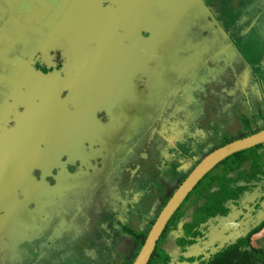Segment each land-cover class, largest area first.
<instances>
[{"label":"flooded vegetation","instance_id":"1","mask_svg":"<svg viewBox=\"0 0 264 264\" xmlns=\"http://www.w3.org/2000/svg\"><path fill=\"white\" fill-rule=\"evenodd\" d=\"M133 1L134 0H131L129 4ZM176 1H179V3H181L187 0ZM132 5L133 4H130L128 5L129 7H127L130 8L132 7ZM204 7L207 8L206 6ZM154 8L155 7H151L149 9V12H146L147 14L145 13L146 15H149V17H147V19H149L148 23L154 22ZM171 8L172 7L170 6H168L167 10H165L166 8H164V17L167 18V16H170L169 14H167V11L170 12L171 15L173 13L177 14V12H180L179 9L178 11L171 12ZM210 8L207 9L209 10L211 16L214 19L216 18V16H213V10H211ZM182 11L184 14L177 15L178 17L181 16V18L175 23L172 28L168 29L170 30L169 34L165 36L167 31H161L158 35L159 43H157L158 41L153 40L151 43L148 44L149 47H147V45L143 46L139 44L128 45L130 40L132 39V36L128 35L125 29L121 30V28H118V33H123V35L120 36L119 40H121L122 37H126V41H124V44H120L118 42L117 49H115V51L120 50L122 52L115 58L114 64H112L111 66H107L106 62L102 61L104 75L101 78H103L105 81L103 85H100L102 91L98 92V94L96 95V101L94 100V98H92L91 100H87L85 104L86 108H91L94 110V116L96 117L92 119L90 123L84 126H79L80 123H73V116L71 115L72 110H74L75 108V105L73 104H76L77 102L81 101H78L77 99L75 100L73 96V99L71 98V95H69L68 92V87L75 85L74 82L72 83V80L77 78L78 75H80L82 80H84L83 82H86L90 79H94V77L92 76L91 67L93 66L94 70L97 69L101 60L99 59V57L96 58L94 61L90 58L88 62L85 63L90 65L87 66L82 63L84 57L80 59V64H76L77 62L69 63V61L66 59L64 60V58L69 54H75V50L72 48L73 44L77 46V50H80V53L83 52V56L87 55L90 52L94 53L95 50H101V56H106L108 53V48H100H102L101 44L105 43V41L108 40L111 36L110 33L114 31L113 27L100 26V23L102 22L101 18H86L85 22L89 25L83 27L80 32L77 31L75 34L76 37H71V39L69 40L71 43L66 42L63 46H61L60 49H57L54 42L57 40V38L51 35L50 38H45L44 43L43 41H41L40 43H31L33 48H39L38 50H34L32 48L34 50L33 53L27 50V40L24 37L25 34H19L17 36L19 40H24V42H21L17 45L22 48L26 46L24 48L23 53L26 56L29 55L30 62L27 65V69L18 71L17 74H20L19 78L15 79V77H13L12 79H10L7 76V78L4 77L3 79H1L2 89L0 91V191H7L8 184L18 186L20 188L21 197L25 198L24 200L30 199L27 205L29 208L34 209V211L35 209H37V207H39V205H50V195L52 193V195L54 196V191H57L58 205L61 204L65 207L61 209L63 215L59 220V222L64 220L65 223L61 229V233L58 234V238L60 236H65V233L69 235L68 239L70 238V241L74 239L71 237V235H75L73 234L74 228H71L72 223H70V221H67V219L65 220L64 216V211L67 209V207L69 208V210H72L69 214L66 215L68 219L80 217L82 212L76 211L79 209V206L83 208L88 203H90L93 196L98 195V192H101L103 186L106 184L107 180L111 178L112 175V177L117 175L116 177H119L122 180V178L124 177L123 170L129 163L133 161H138L140 163L139 165H144L147 162H151L156 156H159L161 154L162 149L164 147L163 140L165 139V136L172 135V137L175 138V131L170 130L165 133V122H167L168 118L172 117L171 112H176L178 110L177 107H185L187 105V103H183L181 101V98L183 96L180 94L176 95L175 92L180 89V87L178 86L180 82H182V84H185L188 88L191 77H189L186 81L184 79V76L174 74L179 69L185 68L187 66L186 61L192 58V54L194 52H192V50H198L199 46L197 44L196 38L194 37L195 33L197 31H200V27L198 28L196 26V22L194 21V37H192L190 34L193 32H188V30L184 29L187 23L183 19L186 16H192V13L187 14L185 9H183ZM250 11L254 13L257 10ZM150 12L151 14H149ZM161 15L162 14H160V16ZM197 16L198 13L196 12L194 17L197 18ZM225 16H229L228 22L231 23L224 30L227 40H225L220 34L217 33L215 27H212V34L214 37L213 47H211L212 42H209L210 46L205 49L212 48L214 54H216L217 48H219L220 46L226 47L227 45H229L228 55L231 58L234 45L238 47L241 46L235 44L234 39H232L233 36L231 35L232 31L234 30L233 28L240 23V20H238V16H236V19L235 15L232 13L228 14L227 12H225L223 17ZM242 18H245L246 20V16ZM258 18L259 15L257 16V19ZM100 19L101 21L99 22L98 20ZM217 20L220 22V24L223 25V22L220 18H218ZM257 22L258 24H261L258 20ZM95 23L99 25H93ZM250 25L246 29L243 28L241 30L242 34L249 29ZM189 26L190 28H192L191 22L189 23ZM143 27L146 28L148 26ZM251 30H249L246 34L242 35L240 38L250 33ZM79 34H83L81 41L78 36ZM131 34L133 35V33ZM141 34L143 35L142 39L147 37L146 33L141 32ZM205 34L206 32H204L203 36ZM215 35L217 36V38H215ZM263 37L264 33L262 34V40ZM49 42H53V44L47 45ZM78 45L81 46V48H79ZM126 45H128V51L125 50ZM152 47H154L155 49L150 52V56L147 58V61L137 65L136 63H138V59L136 58L139 55H142L143 53L146 54V52L151 50ZM254 47L256 49H261L260 43ZM40 48H42L41 53H39ZM221 49L223 48H220V50ZM240 50L244 52L243 48H240ZM186 51H188V57L191 52V57L186 58L182 56V52ZM170 52L171 57L177 60V63L172 64V66L171 61L169 59ZM241 54L243 60H245V55L243 53ZM262 54L264 55V51H262ZM127 55L129 56L128 58ZM36 61H38L36 69L38 70L39 74L38 80H35V84H33L27 82L25 78L28 73V70H30L35 65ZM7 63H4L0 66L3 69L7 70V68L10 67L9 62ZM48 63L51 64L48 65ZM241 63H243L242 60ZM59 65H61V68L58 70ZM197 65L198 66L194 68V73H191L192 77L197 74L196 71L198 70L201 64L197 63ZM211 65L212 64L208 62L202 67H209ZM69 66L72 68V70H74V72L70 74L64 72V74L62 75L64 69L68 68ZM191 66H194V64H191ZM215 66H220V64H215ZM41 67L43 69H41ZM154 67H159L161 70L166 71H156L153 73H148L150 70H153ZM75 70H78V72ZM224 73L230 75L231 71L225 70ZM49 74H51V76H47ZM151 74H153V76ZM41 77H44L45 80H49L50 78V86H48V89H45L48 91L47 93H44L45 90L43 89H36L37 83L39 82V78ZM252 78L253 77L251 76L248 77L245 73L241 78V81L244 82L245 80L246 82H249L252 80ZM232 79L234 81V85H237L238 83L236 79ZM232 79H229L231 85ZM214 80L209 86L211 90L210 92H213V90L218 88L217 86H215ZM15 81H19V84L15 83V85L18 86L14 87L15 89H18V91H16L11 86V84H13V82ZM69 81L71 82V84L68 83ZM124 81L133 82L134 87L132 88L127 86V83H125ZM154 83L156 84L155 87ZM138 85L142 87L140 91L137 90ZM228 85L229 84H227V86ZM146 90H148V94H146ZM153 90H155V92ZM232 90H234V87L232 88ZM49 91H52L54 93L58 92V95L55 96ZM129 92H133L134 94L125 96V94H128ZM235 92V98H237L238 101H241L243 94H241L239 90H235ZM35 94H42V97L38 98V108H36V105L34 103V99L37 100V97L30 96ZM155 94L158 95L155 96ZM164 94H167V97H170V99L161 102L162 96ZM15 95L18 96L14 97ZM12 97L13 99H15V102L11 103L8 101V99H11ZM211 97H213V99L215 98L214 95H210L208 97L206 95V97L201 98V100L205 101ZM103 99L104 102H102ZM66 100H71L73 105L72 110L69 112H67L66 107H64V105L66 104ZM101 103H103L104 106H102ZM113 104H116V108L114 110L111 108ZM28 107L35 109L34 112L36 114H34V117L26 120V118L24 117V113L28 116L27 112H25V108ZM64 109L66 111H64ZM11 112L18 113V115L12 116L10 115ZM44 121L48 123L46 129H43V124H45ZM65 125H68L66 130L64 129ZM96 126L100 127L101 130L97 128L98 134H93L95 132ZM196 132L198 134L200 131L198 130ZM26 138L28 140H26ZM23 140H26V144H28V147L25 151L29 149L30 143L32 141H38L37 147L44 146L47 152H39L40 154H35L34 156H30L27 154L26 157L24 153L25 151L23 152L24 146L18 150L15 149V146H12L22 142ZM232 141L234 140H229V142H227L226 144ZM165 144L167 145L168 142L166 141ZM74 145H77L78 147H75ZM175 145L176 147L173 148L177 149L179 153L177 155H174L173 152V160L179 159L180 156H184L182 152H184L185 150L181 142H176ZM189 147L191 148L192 146L190 145ZM83 148H87L88 150L85 151ZM69 149H71V155L66 158L65 153H67ZM107 154L109 155L107 156ZM231 160L238 162L240 161V158L233 156ZM7 162L8 164H6ZM81 162H85L84 165L86 166H96L95 171H93L91 174L87 172L82 178H80L79 175L73 176V164H79ZM39 168L41 169L39 170ZM106 173H109V175H106ZM28 175L30 176L29 179L27 178ZM21 176H23L24 178H21ZM42 176L44 179L41 181ZM105 176L107 177V180H105ZM263 176L264 175L261 176V184L257 182L258 184L254 186L248 194L245 193L242 196L240 204L238 206H227L229 210L226 215L223 214L221 215L220 219L215 218L212 220V223L218 227L214 228V230H216V233L219 237L221 236L220 238H222V243L225 244L236 241L240 238L247 236L249 233L251 238L252 235L261 232V230L264 228V221H260L259 223H257L256 214L253 212V216H251L249 221L246 223V225L250 226L249 228L244 227V223H240V225L238 223L232 225V221L234 219L233 217L236 218V222L240 220H246L245 215H247V211H253L254 208H256V206H253V204H251L256 200V198L264 200ZM35 182H41V184L37 187L35 193L30 192L28 183L35 185ZM252 183H256V181L253 180ZM66 197L68 199H66ZM248 200H251V205L249 204L250 206L247 207L245 202H247ZM66 202L68 203L67 206ZM12 203L13 202L11 201L10 204ZM237 208L243 209L241 211H238V214L236 215L235 212H237ZM48 213L49 212H47V214ZM53 221H55V218ZM83 221L84 222L82 224V227L81 225L79 227V229H81L79 238H76L79 242H81L79 245H81L82 254L90 255L91 250L89 252L88 250H84V241H88L89 243L90 237L91 243H94V245L97 243V249L93 250L94 253H108L114 256L116 254V250L114 249L115 243L117 241L119 242L117 233L111 230V232L103 231L102 234V230L99 228L98 230H91L90 228H87L91 224V222L90 224L86 225V220ZM224 225L229 226V229L225 232L222 228V226ZM32 226H36V224L32 223ZM233 226H240L243 230H238ZM230 227L233 228L230 229ZM247 230L248 232H245ZM254 230L256 231L253 232ZM163 235L164 234L162 233L160 239L157 242L155 248L157 250L159 248V243L161 242V238ZM235 236L238 237L235 238ZM53 241H56V239L54 238ZM197 242H200V240H198ZM17 244L18 247L14 242H10L6 245L5 250H3V252L8 256L7 259H3L7 264H14L15 262L21 263L24 260H16L15 262L12 261V258H15L16 254L18 256L19 252L25 250L23 249L21 243L17 242ZM86 245L88 246V244ZM220 245V240L216 243L211 240L208 243V248H206L205 250H209L210 254L212 251L216 250V247ZM200 246L201 245H199L198 247ZM201 247L205 248L203 246ZM188 248L189 247H186L187 250ZM190 248H192V246H190ZM48 250L49 249H41L37 252H24L23 255L26 257H30L31 260L36 259V261H38V264H45L47 261L46 257L47 255H49ZM184 253L185 249L184 252L181 253V255L177 254L176 257H173L175 258V261L172 262V264H191L194 261L190 262L188 261V259L198 258L199 260L201 257L200 252L198 253V255H195V253L190 255H184ZM206 258H203L202 260ZM169 260V264H171V258Z\"/></svg>","mask_w":264,"mask_h":264},{"label":"rangeland","instance_id":"2","mask_svg":"<svg viewBox=\"0 0 264 264\" xmlns=\"http://www.w3.org/2000/svg\"><path fill=\"white\" fill-rule=\"evenodd\" d=\"M130 1L131 0H0V5L4 10L6 9V12L2 16L8 14V8L10 9V11H13V13L10 12L8 18H4L5 21L0 18V22L2 23V25L0 26V65L9 62V66L14 69V73H6L3 71L4 77L7 78L8 76V78L10 79H12L13 77H15V79L19 78L20 74H17L18 71L27 69V65L30 62L29 55L26 56L23 53L24 48L26 46L22 48L17 45L21 42H24V40H19L17 36L19 34H25V39L32 43H40L41 41H43L44 43L45 38H50L51 35L57 39L62 40V38H64V15L70 10L71 6L75 7L69 12V15L71 17H74L75 13H79L82 11L84 12V14L88 13L87 16L93 15L92 18H94L95 16L97 19H102L103 11L105 10L107 11V15L105 16V18H103V24L101 25V22L100 26L113 27L114 31L110 33V35L113 37L110 40H106L104 43L105 45L108 44V46L106 47L108 48L107 55L101 56L99 54L98 56L101 62L97 68V73L95 74L98 77L95 78L97 80H100L101 77L104 75L102 61H105L107 66H111L112 64H114L115 58L118 56H115V49H117L118 42L122 44L124 39H126V37H122V39L119 40L120 36H122L123 33H118V28H121V30L125 29L128 35L132 36V39L130 40L128 45L139 44L143 46L147 45V47H149L148 44L151 43L153 40H159L158 35L161 31H167L165 36L169 34L170 30L168 29L172 28L175 23L181 18V16L178 17L177 15L184 14L182 10L186 9L189 6H193L191 11L197 9L198 7L196 8V6L199 3H201V5L203 6H206L207 8L212 7L210 8L211 10H213L212 14L213 16L215 15L217 19L218 17L222 16L225 12H227L228 14H235L238 16V20H240L239 24H243V22L245 21V18L242 17L248 16L250 13H252L250 10L264 9V0H233L234 4L241 3L243 6H247L249 3L250 9L241 10L240 12L233 10L228 11V7L230 8L231 4L223 5L222 2L217 3V0H187L181 3L176 0H134L130 3L133 5L129 8V13H127L126 8L129 7L128 5H130ZM171 1L174 2V7L171 8V12L178 11L177 9H179L180 12H177V14L173 13L171 15V13L167 11V14H169L170 16H167L166 18L164 17L163 13L165 12V10L168 9V6L170 5ZM3 3H5L8 8L6 5H2ZM151 7H155L153 9V11H155V13L153 14L154 22L148 23L149 19H147V17H149V15H146V12H149V9ZM144 8H147V10ZM164 8L166 9L164 10ZM101 9H103V11H101ZM196 12L198 13V11H194L192 13V16H186L183 20L187 23L184 29L188 30V32H193L194 30L193 21L196 22V26L198 28L200 27V31H197L195 33V37L194 32L190 33L191 36L196 38L197 40V44L199 46L198 50H192V52H194L192 54V58L186 61L187 66L185 68L179 69L174 74L184 76V79L186 81L189 77H191V80L188 88L185 84H182V82H180L178 84L180 89L176 91L175 94H180L183 96L181 98V101L183 103H188L192 101V104L200 108L202 107V104H205V102L202 101L201 98L206 97V93L211 91L209 86L214 79L215 86L218 87V90H221L222 86H227L229 78H235L238 84L234 85V91L239 90L240 93L244 96L242 97L241 101H238L237 98L233 99L231 97L232 89L225 88L224 91L221 92L224 94V96L221 100L220 105L218 106L219 112L215 116V118L217 119V123L214 122V124H216V128L218 129V133L215 132L217 136L212 137L213 134L205 133V131L201 130L197 134L198 143L192 148V152L194 153L192 158L194 159H198V157L204 158L208 153L212 152L216 148L223 146L224 144L229 142V140L231 141L237 138L241 139L264 129V127L262 128V126H264V63L262 64L261 60L260 62H255V65H247L246 75L248 77L251 76L253 78L249 82H246L243 79L244 82H242L241 76H236L238 75L237 69L235 70V75L233 73L232 68L227 63V60L229 59V45H227L226 47L220 46L219 48H217L216 54H214L212 48L205 49L210 46L209 42H212L211 47H213L214 37L212 34V27H215L217 33L220 34L225 40H227L226 34L224 32V24H220V22L216 18L213 19L208 9L205 13H198V16H200L201 18L198 16L197 18L194 17ZM149 14H151V12ZM160 14L162 15L160 16ZM187 14H190V12ZM56 17L61 18L56 19ZM101 19L98 21L100 22ZM190 22L192 23L193 29L189 26ZM143 26L148 27L144 28ZM150 26H152V28H150ZM15 29H17L18 31ZM251 29H255L256 33L258 32L257 37L258 39H260L261 49H249L253 45L257 46L258 42L256 41L255 43L247 40L245 48H248V53L250 55H253V57H250L246 53V51L242 52L238 46L234 45L233 50L235 51V54L239 58H241V60L243 59L241 53L245 55L244 58H260L262 57V51H264V37L262 40L261 36L264 33V24L262 23V25H259L257 20H254L253 23L250 25L249 29L245 33H243V35ZM144 31H146L147 37L142 39L143 35L141 34V32ZM204 32H206V34L203 36ZM131 33H133V35ZM215 38H217L216 35ZM28 41H26L28 47L27 50L30 51V48L33 47ZM65 41H69V39L66 38ZM157 43H159V41ZM51 44H53V42H49L47 45ZM128 45L125 46L126 51H128ZM220 48L223 49L220 50ZM154 49L155 48L152 47L151 50L146 52L145 57H149L150 52H152ZM187 52L188 51L182 52V56L186 58L191 57V52L189 54V57L187 56ZM128 57L129 56L127 55V58ZM142 59L143 58H139V61ZM169 59L171 61V66L172 64L177 63V60L171 57V52L169 53ZM37 62L38 61H36L35 65L27 73L25 78L27 82L35 84V80H38L39 72L36 69ZM208 62L212 65L209 67H202ZM197 63H200L201 65L196 71L197 74L192 77L191 73H194V68L198 66ZM50 64L51 63H48V65ZM191 64H194V66H191ZM215 64H220V66L216 67ZM225 70L231 71V75L233 74V76H229L224 73ZM156 71L166 70H161L159 67H154L153 70H150L148 73H153ZM151 75L153 76V74ZM124 82L131 84V81ZM15 83L19 84V81H15L13 82V84H11L13 88L15 86H18L15 85ZM155 86L156 84L154 83V87ZM82 88L83 90L75 91V94H79L81 97L87 95L84 101L91 100L95 96L94 100L96 101V95L98 94L96 85L91 84L90 80H87L85 83H83ZM1 89L2 83L0 79V91ZM15 90L18 91V89ZM153 91L155 92V90ZM226 91L227 93H224ZM47 92V90L44 91V93ZM49 92L51 94H54L55 96L58 95V92ZM201 92H203L202 97ZM146 94H148V90H146ZM157 95L158 94H155V96ZM17 96L18 95H15L14 97ZM30 96L37 97V100L34 99V103L36 105V108H38V98L42 97V94H35ZM191 96L194 98L192 99ZM14 100L15 99H13V97L11 99H8V101L11 103L15 102ZM64 107H66L67 112L71 111L73 108L71 100H66V104L64 105ZM111 108L114 110L116 108V104H113ZM29 109H31V111H35V109L31 107ZM77 109L78 108L75 107L74 110H72L71 115L73 117L76 115ZM66 110L64 109V111ZM24 117L26 118V120H28L32 118L33 115L29 113L27 116L24 113ZM47 125L48 123L45 122V124H43V129H46ZM67 126L68 125H65V130L67 129ZM97 128L101 130L100 127L96 126L95 132L93 134H98ZM210 130H212L211 132H214L213 128H210ZM26 140L28 139L26 138ZM26 140H23L22 142L12 146H15V149L17 150L24 146V152L28 147V144H26ZM166 141L167 139L163 140V145H166ZM168 145L171 144L168 143ZM74 146L76 147L77 145ZM84 150L87 151L88 149L86 148ZM28 151L29 150L24 152L26 157ZM263 151L264 143L259 146H254L253 148H249L248 151L243 152L244 154L252 152V159L245 165H242L241 162H237L234 160H227L226 169L224 170V172L220 171L221 176L225 178H231L234 180L235 183L240 184L242 180L239 181V178L241 177L242 169H245L247 167L249 168L250 165H255V167L261 168L255 175V178L253 177V179L249 180L247 183H250L253 180L261 183V174L264 175V155L262 154ZM70 155L71 149H69V151L65 153V157L67 158ZM108 155L109 154H107V156ZM173 158V147L166 146L163 147L161 154L159 156H156L151 162H147L144 165H139L140 163L138 161H133L129 163L124 170L122 169L124 172V177L122 178V180L119 177H116L117 175L114 177H112V175L111 178L108 180L105 176V180H107L106 184L103 186L101 192H98V195L93 196L91 202L87 204L86 207H83L85 211L82 212L79 219L90 220V225L92 226L93 224L96 228L101 229L102 234L103 231L111 232L112 230L116 232L118 238L121 239V241H117L115 243L114 249L116 250V254L114 256L108 253H100V257L96 258V254L93 252V249H91V258L87 261V264H107V262L108 264H120L121 259L125 260L123 264L133 263L139 250V246L134 244L135 234L140 231H149L150 228L148 224L154 222L164 203L167 201L165 197L168 196L170 192L188 174V166L192 161H190L184 156H181L179 159L176 160H173ZM6 164H8V162ZM84 164L85 162L76 164L74 166V171L72 175H79V177L82 178L87 172L91 174L93 171H95L96 166H86ZM40 169L41 168H39V170ZM106 175H109V173H106ZM153 177L156 180L153 183L149 184L148 182L154 179ZM214 186H216V183L214 184ZM160 192L165 197H161ZM66 199L68 198L66 197ZM257 199L258 198H256V200L251 203L253 204V206H256V208H254L253 211H247V215H245L246 220H240L236 222V218L233 217L234 219L232 221V225H235L236 223H238L239 225L240 223H244V227L249 228L250 226L246 225V223L249 221L250 217L253 216L252 212L256 214L257 223H259L260 221H264V200ZM250 202L251 200L245 202L247 207L251 205ZM67 205L68 203L66 202V206ZM58 207L60 209L65 208L61 204H59ZM242 209L243 208H237V212H235V214L237 215L238 211H241ZM193 210L194 207L188 204H184L182 206L183 217L181 218L180 222L189 221L191 219ZM70 211L72 210H69V208L67 207V209L64 211V216L69 214ZM94 222L97 223L94 224ZM52 227L53 225H46L45 229L46 231H49ZM202 227L204 228V230H202L203 237H199V239L197 238L198 240H200V242L196 241V245H190L192 246V248H190V246H187L189 248L188 250L185 248L184 253V255H190L193 253H195V255H198V253L200 252L201 258L199 260L201 261L203 258L208 257L209 250L205 249L208 248V243L211 240H213L215 243L219 242V240L221 241V243L223 242L222 238H220L221 236L219 237L216 233V230H214V228L218 227L215 226L213 223L209 222L207 225H204ZM228 227L229 226L226 225L222 226L223 231L225 232L226 230H228ZM233 227L237 228L238 230H243L240 226ZM233 227H230V229H232ZM71 228H75L74 234L76 235V233L78 232L76 229V224H72ZM122 229H126L129 234H122ZM245 232H248V230ZM60 233L61 232H59V234ZM260 233L261 232H259L258 235L255 234L256 236H251L250 244L255 249L261 250L264 249V236H261ZM8 234V232L4 233L5 236H7ZM262 234L264 235V231L262 232ZM64 235L65 236H60L58 239H56V241H53L51 246L52 250L50 253L48 252L50 254V258L46 261L45 264H74L72 257L66 256V254H69L67 249L72 248L71 244L79 246L81 242H79L76 238L69 242H66L68 240L69 235L65 233ZM176 237H178V233L173 230H168L162 236L158 248V250L160 251L159 255H168L171 258V264L175 261V258L173 257H176L177 254L181 255L180 247L174 245L173 243V239ZM237 237L238 236H235V238ZM198 244L205 248H202L201 246L198 247ZM4 256L5 255H3V258ZM3 258L0 256V264H7L3 260ZM50 260L52 261V263L50 262ZM32 263L38 264V261H36V259L31 260L30 257H27L21 263L15 262L14 264ZM154 263L161 264L160 261H156ZM191 264H199V262L194 261Z\"/></svg>","mask_w":264,"mask_h":264},{"label":"crops","instance_id":"3","mask_svg":"<svg viewBox=\"0 0 264 264\" xmlns=\"http://www.w3.org/2000/svg\"><path fill=\"white\" fill-rule=\"evenodd\" d=\"M219 2L220 0H217V3ZM189 10H190V7H189ZM126 12L129 13V9H127ZM198 13L202 14V11H198ZM7 17H9V15L5 16V18ZM144 33H146V31H144ZM124 41L126 40L124 39ZM124 41H123V44H124ZM29 43H32V42H29ZM101 46L102 48L100 49H103V48L106 49L108 45H105L103 43L101 44ZM241 47H244V46H241ZM33 49L38 50L39 48H33ZM250 49H254L253 46H251ZM41 51H42V48H40L39 53H41ZM246 51H248V49H246ZM121 52L122 51L120 50L115 51V56L120 55ZM99 54L100 55L102 54L101 50H95L94 53L93 52L88 53L87 55L84 56V60L82 61V63L84 65L90 66L85 63H87L90 58L94 61L96 58H98ZM145 55L146 54L143 53L142 55H139L136 58L138 59V63H136L137 65L147 61L148 57H145ZM49 58H50V53H49ZM139 58H143V59L139 61ZM245 60L242 59L243 63H241V58H239L235 54L234 50H232L231 58L229 56V59L227 60V63L232 68L233 73L235 74V70L237 69L238 75L236 74L235 75L241 76V78L246 73L247 65L252 66V62H251L252 60H249L247 58H245ZM75 71L78 72V70H75ZM91 71H92V76L94 77V79H90V82L91 84L97 86L98 92H101L102 90H101L100 85L101 84L103 85L105 81L103 78H101L100 80L95 79V78H98L97 76H94L97 73V69L94 70L93 66L91 67ZM64 72L70 74V73H73L74 70H72V68L69 66L68 68L64 69L62 75L64 74ZM229 76H231V74ZM229 79H232V78H229ZM83 81L84 80H82L81 76L78 75L77 78L72 80V83L74 82L75 85L68 87L69 95L73 96L75 100L77 99L78 101H81V102H77L76 104H73L75 105L76 108H78L76 111V115L73 117V123L74 124L80 123L79 126H84L90 123V121L96 117L94 116L95 112L93 109L85 107L86 101L84 100L87 97V95L81 97L79 94H75V91L83 90L82 85L83 83H85ZM68 83L71 84L70 81ZM227 84L229 85L228 86L225 85V87L222 86L221 90L215 89L213 90V92L206 93L207 97L210 95H214L215 97L214 99L213 97L208 99L210 103L208 102V100H205L204 101L205 104L204 105L202 104V107L199 108V107H196V105L192 104L191 103L192 101H190L187 103L185 107L179 106L177 107L178 110L176 112H171L172 117L168 118L167 122H165L164 130H166L165 133H167L170 130L175 131L176 136L174 138L172 137V135L165 134L166 135L165 139H167L168 143L171 145L167 144V145H164V147L166 146L176 147L175 143L181 142V144H183L182 146L186 145L185 147H187L191 145L193 148L194 145L198 143V136L196 132L198 130L205 131V133H211L213 134L212 137L217 136L216 133H218V129L216 128V124H214V122L217 123V119L215 118V116L219 112L218 106L220 105L221 100L224 96V94L221 92L224 91L225 88L232 89L234 87L233 79H232V85L230 81H228ZM131 89H125V90H131ZM224 93H227V91ZM131 94H134V93L129 92L128 94H125V96L131 95ZM235 95H236L235 91L232 90L231 97L233 99L235 98ZM202 96H203V92H201V97ZM93 98H95V96ZM193 98L194 97H192V99ZM168 99H170V97L168 98L167 94H164L162 96L161 102L167 101ZM210 100H213V101H210ZM102 102H104V99ZM101 105L104 106L103 103H101ZM263 127L264 126H262V128ZM210 128H213L214 132H211L212 130H210ZM173 152H174V155H177L179 153V151H177V149L175 148H173ZM182 153L184 156L186 155L184 152ZM34 155L35 154H32V156ZM192 163L193 162L189 164L188 166L189 168L192 166ZM152 167H153V163H152ZM29 177L30 176L28 175L27 178L29 179ZM21 178H24V177L21 176ZM43 179L44 178L42 176L41 181ZM40 184L41 182L40 183L35 182V185L28 183L30 192L35 193L37 187ZM57 194H58L57 191H54V196L51 193L50 195L51 201L49 202L50 205H45V206L39 205V207H37V209H35L34 211V209L29 208L27 205L30 199L24 200L25 198L21 197L20 188L18 186L13 185V184H8L7 191H3V192L0 191V256L2 258H3V255H5L4 256L5 259L8 258V256L3 252V250H5L6 245L10 242L11 243L14 242L17 247H18L17 242H19L23 246V249H25L24 251L19 252L18 256L16 254V257L12 258L13 262H15L16 260H23L27 258L26 256L23 255L24 252H29V251L37 252V251H40L41 249H49L48 252L49 253L51 252L52 250L51 246L53 243V239L54 238L58 239V234L59 232H61V229L65 223L64 220L59 222L63 214H62V210L58 207ZM11 201L13 202L12 204H10ZM76 211L84 212L85 210L81 206H79V209ZM47 212L49 213L47 214ZM54 218H55V221H53ZM79 218L80 217L68 219L65 216V220L67 219V221H70V223L76 224V229L78 232L76 233V235H71L72 238H79V234L81 230L79 229V227L80 225L82 227V224L84 222L83 220H80ZM32 223L36 224V226H32ZM96 223L97 222H94V224ZM88 224H90V220H86V225ZM46 225H53V227L51 228V230L46 231L45 229ZM87 228L94 230L96 227L95 225L92 224V226L89 225ZM96 230H98V228H96ZM263 231H264V228L261 230V233H260L261 236H264L262 234ZM5 232H8L9 234L5 236L4 235ZM74 232H75V228L73 230V234ZM256 235H258V233ZM69 241H70V238L66 242H69ZM85 243L88 244V246ZM96 244L94 245V243H91V238L89 237V243L88 241H84V250H88L89 252L91 249L93 250L97 249ZM71 246L72 248L67 249L69 254H66V256H71L74 264H87V261L91 258V255L82 254L81 245L77 246V245L71 244ZM262 251L264 253V249H262ZM98 253H95L96 258L100 257ZM49 255H47L46 257L47 260L50 258ZM50 262L52 263L51 260Z\"/></svg>","mask_w":264,"mask_h":264},{"label":"trees","instance_id":"4","mask_svg":"<svg viewBox=\"0 0 264 264\" xmlns=\"http://www.w3.org/2000/svg\"><path fill=\"white\" fill-rule=\"evenodd\" d=\"M221 2L223 5L224 4H231L232 5V6L230 5V8L228 7V11L233 10V11H239L240 12L241 10L250 9L249 3L247 6H243L241 3H235L234 4L233 0H220L219 3H221ZM5 12H6V9L4 10L2 8V6L0 5V18L1 17L5 18L6 15L2 16ZM7 12H8L7 15H9L10 12L8 9H7ZM223 15L218 17V18L221 19V21L224 24L223 26L226 29L231 23L228 22L229 16L223 17ZM258 15H259V18L257 19ZM236 16L237 15H235V17ZM254 19H257L261 23L259 25H262V23L264 24V9L259 10V11L257 10L254 13L246 16L245 22L243 24H237V26H235L233 28L234 30L231 33V35L233 36L232 39H234L235 44L237 42L238 45L244 46V47L239 46L240 48H243L244 52L246 51L245 44H246L247 40L251 41V42H255V43L257 41L258 44L260 43V39H258V37H257L258 32L256 33L255 29H252L250 33H248L247 35L240 38L243 35L241 30L243 28L246 29L253 22ZM2 20L5 21L4 19H2ZM1 25H2V23L0 22V26ZM67 27L68 26H63L64 38H62V40L57 39L56 41H54L57 49H60L61 46H63L66 42H70V41H65L66 38L70 40L71 37H74V38L76 37V36H71V34H70L71 30L68 31ZM82 35L83 34H81L79 36L80 41L82 39ZM78 47L81 48V46H79V45H78ZM72 48L75 50V51L73 50L75 52V54L74 55L69 54L68 56H65L64 60L65 59L68 60L69 63H76L77 62L76 64H78L80 62V59L84 57L83 52L80 53V50H77V46L74 44H73ZM253 48L256 49L254 47V45H253ZM84 49H85V47H84ZM251 50H253V49H251ZM246 53L250 57H253V55H250L248 53V51H246ZM261 55H262V57H260V58L255 57V58H247V59L252 60L251 61L252 64H255V62L256 63L260 62V60H262V63H264V59H263L264 55L263 54H261ZM60 68H61V65L58 66V70ZM41 69H43V68L41 67ZM3 71L6 73L7 72L8 73H14V69L11 66L8 67L7 70L3 69L0 66V74H1L0 79L4 78V72ZM29 71L30 70H28V72ZM47 76H51V74H49ZM49 84H50V78H49V80H45L44 77H41V78H39V82L37 83L36 89H38V90L48 89V86H50ZM127 86L133 88L134 83L133 82H131V84L127 83ZM141 89H142V87L140 85H138L137 90L140 91ZM26 110H28V111H26ZM25 112H27V114L31 113L33 115V117L35 116L34 114H36L34 111H31V109H29V107L25 108ZM10 115L17 116L18 113H12L11 112ZM37 142L32 141L30 143V147L28 149L29 150L28 155L32 156V154H37V155L40 154L39 152H45V153L47 152L46 148L44 146L43 147H37ZM185 146L183 147V148H185L184 153L186 154L184 157H186L187 159H189L190 161L193 162L192 166L190 168H188V170H187V173L189 174L191 172V170L203 158H201V157H200L201 159L199 157H198V159L192 158V156L194 155V153L192 152V147L190 148L189 146H187V147H185ZM248 150L234 153V154L230 155L229 157H226L225 159L221 160L211 171H209L197 183V185L194 187V189L184 199V201L182 202V204L180 205L178 210L169 219V221H168V223H167V225L163 231V234H165L168 230H173L176 233H178V237L174 238L173 242L175 243V245L180 247V249H181L180 253H183L184 249L187 246L193 245L196 241H198L199 237L203 236L202 230H204V228L202 226L207 225L209 222L212 223V220L215 218L220 219L221 215H223V214L226 215L228 210H229L227 206H229V205L238 206L240 204L242 196L245 193H249L251 191V189L258 184L257 182L256 183H252V182L247 183L249 180L253 179V177L255 178V175L258 173L259 169L261 168V167H255V165L254 166L250 165L249 168L247 167L245 169H242L241 177L239 178V181L242 180V182L240 184L235 183L234 180L231 178H225V177L221 176V172H224V170L226 169L227 160L230 161L233 158V156L240 158V161H238V162H241L242 165H245L246 163H248L252 159V152H249L247 154L243 153V152H246ZM262 154L264 155V151ZM75 165L76 164H73V166H75ZM187 175H186V177H187ZM155 180L156 179L154 178L148 183L149 184L153 183ZM260 180H261V177H260ZM181 182L166 197L164 195H162V193L160 192L161 197L164 196L166 198V200H168L171 197L172 193L179 187ZM215 183H216V186H214ZM259 184H261V183L259 182ZM184 204L191 205L192 207H194V210L192 212V216H191V219L189 221L180 222L181 217L183 215L182 206ZM179 224H180V226H179ZM148 225L150 228L152 223H149ZM255 231L256 230H254L253 232H255ZM121 232H122V234H125V235L129 234V232H127L126 229H122ZM147 235H148V232H146V231H140V232H137V234H135L134 244L139 246L138 252L142 248V245H143ZM249 238H250V233L247 236L240 238L236 241H233L230 243H225V244L221 243V245L216 247L215 248L216 250L212 251L206 259L201 261V260H198V258H191V259H188V261L191 262V261H195V260L197 261L198 260L197 262H199V264H264V253H263L262 249L260 250V249H255L254 247H252L250 244ZM119 241H121V239H119ZM169 259H170V257L168 255H162L161 256V255H159V251L157 249H155V251L153 252L148 264H155L154 262H156V261H160L161 264H169V261H170ZM124 261H125L124 259H121L120 264H123ZM107 264H108V262H107Z\"/></svg>","mask_w":264,"mask_h":264},{"label":"water","instance_id":"5","mask_svg":"<svg viewBox=\"0 0 264 264\" xmlns=\"http://www.w3.org/2000/svg\"><path fill=\"white\" fill-rule=\"evenodd\" d=\"M200 1V0H197ZM6 3V2H5ZM3 3L2 5H6ZM102 4V1H101ZM200 4V5H199ZM195 10L191 11L193 6L187 7L185 9L186 13H193L194 11H202L203 13L206 12L207 8H205L201 3H199ZM10 5V4H8ZM77 5V4H76ZM174 2L170 3V7H173ZM7 6V5H6ZM203 7V8H202ZM8 8V6H7ZM75 7L71 6L70 10L65 13L63 26H68L67 30H71V36H75L76 32H80V30L88 26L85 22L86 18H91L92 16H87L88 13L84 12H77L75 13L74 17L69 15V12L73 10ZM9 9V8H8ZM129 9V8H128ZM147 10V8H144ZM83 10V8H82ZM178 10V9H177ZM103 11V9H101ZM9 12L10 11L9 9ZM82 13V14H81ZM107 15V11H103L102 23L103 18ZM146 16V15H145ZM95 17V16H94ZM61 17H56V19ZM205 18V16H204ZM72 24V25H71ZM93 25H99L97 23ZM79 34L78 36H80ZM112 36L109 37L110 40ZM107 45V44H106ZM30 52H34L32 48H30ZM264 143V129L254 133L253 135L247 136L245 138L236 139L228 144H225L219 148H216L212 152L208 153L187 175V177L182 181L179 187L172 193L171 197L166 201L162 209L160 210L158 216L156 217L155 221L151 225V228L148 231V235L142 245V248L138 252L136 258L134 259L132 264H148L149 260L155 251L156 245L158 240L160 239L161 234L163 233L169 219L171 216L178 210L184 199L188 196V194L194 189L197 183L209 172L211 169L217 165L221 160L225 159L226 157L237 153L242 152L244 150H248L257 145H261Z\"/></svg>","mask_w":264,"mask_h":264}]
</instances>
